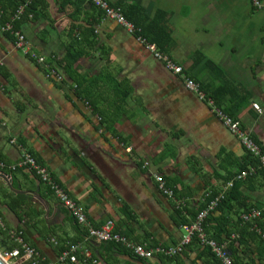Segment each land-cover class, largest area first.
Returning <instances> with one entry per match:
<instances>
[{"label":"crops","instance_id":"0c3cea01","mask_svg":"<svg viewBox=\"0 0 264 264\" xmlns=\"http://www.w3.org/2000/svg\"><path fill=\"white\" fill-rule=\"evenodd\" d=\"M42 1L43 14L25 18L21 28L49 64L65 58L71 44L82 45L87 52L74 74L80 86L63 70L64 78L58 80L0 28V162H17L21 145L49 170L94 227L112 220L115 231L119 228L117 232L138 243L177 245L187 234V225L179 221L192 223L191 213L206 193L220 191L242 170L246 151L241 140L206 100L186 87L182 75L169 70L91 0ZM106 1L142 4L151 17L165 9L175 44L163 55L204 85L218 86L221 82L204 60L194 61L199 52L226 80L240 85L247 101L237 108L228 94L225 103L235 107L242 127L264 148V8L251 0ZM4 172L12 181L10 189L3 180L9 179L0 175L4 222L21 231L47 262H57L59 246L82 240L81 227L35 173ZM156 175L174 189L175 197L164 194ZM237 186L249 209L262 210L257 224L264 231V174ZM179 205L187 209L181 217ZM241 214L229 213L231 231L243 228L237 224ZM244 233L234 254L237 262L264 264V237ZM91 249L100 264H163L156 257L139 260L109 243L95 242ZM200 252L187 251L182 264H203Z\"/></svg>","mask_w":264,"mask_h":264},{"label":"built area","instance_id":"2783aa9c","mask_svg":"<svg viewBox=\"0 0 264 264\" xmlns=\"http://www.w3.org/2000/svg\"><path fill=\"white\" fill-rule=\"evenodd\" d=\"M95 5L104 10L107 17L116 20L118 23L126 27L132 34L137 30L136 26L127 18L123 13L121 8L113 7L106 0H91ZM255 7L264 8V0H251ZM25 10V5L19 6L13 15V19H19ZM32 17V15H30ZM2 31H12L14 37H16V46L23 51V53L32 59L36 60L39 65L46 66L52 75H54L58 80H63V75H61L57 70H55L47 61V58L39 54L31 42L28 40L26 34L22 30L13 29L10 22H7L0 26ZM140 42L145 44L149 50L155 53V56L163 60L166 67L176 74L183 76L184 83L186 87L194 92L199 99L206 100L210 105L212 111L222 119L224 125L234 133L242 142V145L247 153H251L255 158L259 160L258 166L249 165L248 167L239 170L235 175L227 180L220 192L215 196L214 199L210 201L208 206L199 212L193 223L186 227L187 234L183 236L181 241L173 247H164L162 245H156L151 247L147 243H138L126 235L115 231V224L112 220H108L106 223L100 227H94L88 221L85 211L75 202L69 193L61 186V184L51 175L49 170L39 164L30 151L24 147H21L22 155L20 159L12 164H6L0 162V169L7 170L9 172H14L20 169H27L34 172L43 182L50 192L55 196V198L64 206V208L69 212V214L74 218V220L85 230V235L82 240L76 243H67L66 249L63 250L59 256L58 261L51 263L47 262L46 259L40 254V252L29 245L22 237V232L12 231L11 235L19 243L20 248H15L10 252H6L5 255L13 258H21L23 260H35L37 264H60L65 262H78V255L81 256L82 261L88 264H100L97 257L93 255L91 245L95 242L97 243H118L123 245L128 251L132 252L136 257L143 259H152L156 254H164L172 256L181 252L185 245H187L194 233H197L202 243L210 247L211 251L219 258L222 264H239L237 263L226 243L216 241L209 238L203 231V223L212 210H214L218 203L223 200L230 190L233 188L236 181L247 180L250 176L256 174L257 167L264 168V151L262 150V145H260L252 133L246 128L242 127L238 119L233 118L228 113L224 112L220 107H218L212 97H206L205 92L200 88L199 84L194 81L184 72L182 65L175 63L167 55H163L157 48L155 44L147 42L143 37H137ZM4 65L3 60L0 59V68ZM50 74V75H51ZM256 108H259L255 104ZM14 142V141H12ZM145 165H148L145 162ZM156 181L158 182L159 188L167 196L173 197V191L170 189L161 175H156ZM262 215V210L257 208H251L247 212L241 214L240 218L243 222H248L253 225V228L257 231L259 235L264 237V231L258 226L257 222Z\"/></svg>","mask_w":264,"mask_h":264},{"label":"trees","instance_id":"16d2710c","mask_svg":"<svg viewBox=\"0 0 264 264\" xmlns=\"http://www.w3.org/2000/svg\"><path fill=\"white\" fill-rule=\"evenodd\" d=\"M42 4H43L42 0H0V26H2L3 24L7 22H10L13 26V29L22 30L21 24L25 18L35 19L38 16L43 14ZM21 5H25V10L22 16L19 19H13L14 13ZM95 6L99 8L100 10H102V12L105 14L103 9H101L97 5ZM112 6L116 8L120 7L123 10V13L127 16V18L136 26L137 30L134 33L136 37H143L147 42L151 44H155L158 50L162 54H164V52H166L168 49H170L175 44V37L173 35V29L169 22V13L165 9H159L156 12L155 16L151 17L147 13V9L145 8V6L139 3L112 5ZM30 15H32V17ZM6 33L10 35L14 40H16V37L13 36L11 30L7 31ZM90 45L94 46L95 41L92 40L90 42ZM81 47L82 45L71 44L65 58L60 59L59 61H57L56 64L54 62L50 64L59 73H60L59 70H63V71H66L70 75V77H74L76 82L79 83L78 87L80 86V81L74 75V74H77L75 65L79 61V59L82 56H84V54L87 52V50L82 51ZM203 60H204V64L207 67H209V69L211 70L212 74L216 77V79H218L221 82L218 86H214L213 83L211 82H208V84L204 85L203 83H201L194 77H191L189 73L185 71L184 72L188 74L190 78H192L194 81H196L199 84L200 88L205 92L206 97H212L218 107H220L224 112L231 115L233 118L237 119L235 116L236 115L235 107L231 105H227L225 103V100L229 94L230 100L236 104L237 108H239L241 105H243L247 101L248 99L247 93L243 92V89L240 88L241 87L240 85L234 84L226 80L222 70L213 61L206 59L199 52L194 54V61L196 63L198 61H203ZM84 90H85V87L82 86L80 94L84 95ZM255 140L258 142L256 138ZM262 150L264 151L263 147H262ZM258 162L259 160L255 158L250 152L249 153L246 152L243 165L240 168L244 169L248 167L249 165L258 166L257 165ZM257 168L258 169H257L256 174H264L263 167L262 168L257 167ZM238 182H242V181L235 182L233 188L230 190L227 196L218 203L217 207L214 210L209 212V214L207 215L203 223L204 233L209 238H212L219 242L226 243L228 250L230 251L232 257L234 256L233 259L236 262L237 260L234 255L235 250H236L237 245L243 242V238L245 236L244 231L249 230V234L251 236L253 237L257 236V231L253 228V225L248 222H243L240 217H239V220L237 221V224L242 225L243 228L241 230H238L237 229L238 226H237L235 231L230 230L231 220L229 217V213H232V212L238 213V211H241L242 213H244L250 210L246 202L241 198V193L238 191V186H237ZM219 192L220 191L210 190L206 193L204 202L198 207L197 211L191 213L192 217L194 218L193 221L196 219L199 212L204 210L208 206L210 201L214 199L215 196ZM237 193H238V196H236ZM175 194L176 192L173 191V196ZM184 210H187L185 206L179 205L177 208L178 216L181 217ZM179 222L181 223V225H187V226L193 223V222L190 223L187 220L186 221L180 220ZM118 229L116 228V231ZM81 230H82L81 235L83 238V236L85 235V230L82 227H81ZM12 231L14 230H11L6 225V223L4 222L3 215L0 211V250H2L4 253L10 252L14 250L15 248H20L19 243L11 235ZM17 233L19 232L17 231ZM119 233H122L126 235L127 237H129L127 233L125 234L121 231H119ZM232 234L235 235V238H232ZM24 241L27 242L25 237H24ZM72 243H76V242H72ZM109 244H113L114 246L123 248L128 254H130L131 256H134L135 258H138L139 260H143V261L146 260L143 258L136 257L132 252L128 251L121 244L114 243V242H110ZM66 245L67 244L59 246V254L63 250L66 249ZM148 245H150L151 247H154L159 244L152 240L150 244ZM197 248H201L199 258L203 260V264H222L221 260L216 257V255L211 251L210 247L202 243L197 233H194L192 235L190 242L187 245H185V247L183 248L181 252H178L177 254L172 255V256H168L164 254H156L154 257H156L157 260L163 264H182L181 261L183 260L187 251H192ZM81 260H82L81 256L78 255V261H81ZM23 261H24L23 264H37V262L34 259L33 260H23Z\"/></svg>","mask_w":264,"mask_h":264},{"label":"rangeland","instance_id":"374dc122","mask_svg":"<svg viewBox=\"0 0 264 264\" xmlns=\"http://www.w3.org/2000/svg\"><path fill=\"white\" fill-rule=\"evenodd\" d=\"M0 254L9 264H23L24 262L23 259L21 258H13V257H9L8 255H5V253L2 250H0Z\"/></svg>","mask_w":264,"mask_h":264},{"label":"water","instance_id":"95a60500","mask_svg":"<svg viewBox=\"0 0 264 264\" xmlns=\"http://www.w3.org/2000/svg\"><path fill=\"white\" fill-rule=\"evenodd\" d=\"M0 175H2L3 178H8V179H9L8 181L5 180V179H3V180H4L5 184H6L10 189H12V186H11L12 181H11V179L9 178L8 174H7L6 172H4V170H2V171H0ZM0 264H4L3 261H2L1 259H0Z\"/></svg>","mask_w":264,"mask_h":264},{"label":"bare ground","instance_id":"6f19581e","mask_svg":"<svg viewBox=\"0 0 264 264\" xmlns=\"http://www.w3.org/2000/svg\"><path fill=\"white\" fill-rule=\"evenodd\" d=\"M0 259L3 261L4 264H9L4 258L3 256L0 254Z\"/></svg>","mask_w":264,"mask_h":264}]
</instances>
